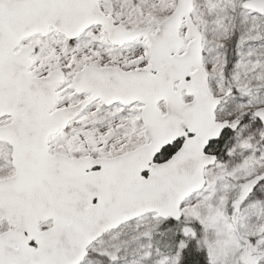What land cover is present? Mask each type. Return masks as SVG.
I'll return each mask as SVG.
<instances>
[{
    "label": "snow or ice",
    "instance_id": "obj_1",
    "mask_svg": "<svg viewBox=\"0 0 264 264\" xmlns=\"http://www.w3.org/2000/svg\"><path fill=\"white\" fill-rule=\"evenodd\" d=\"M0 264H264V0H0Z\"/></svg>",
    "mask_w": 264,
    "mask_h": 264
}]
</instances>
